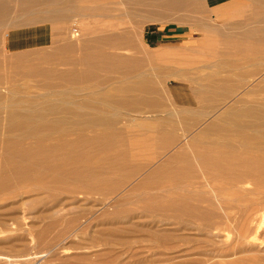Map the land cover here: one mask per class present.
<instances>
[{"label":"rangeland","instance_id":"1","mask_svg":"<svg viewBox=\"0 0 264 264\" xmlns=\"http://www.w3.org/2000/svg\"><path fill=\"white\" fill-rule=\"evenodd\" d=\"M121 1L68 0L63 65L61 1L7 2L0 264H264V35L249 36L264 0H181L138 23ZM126 29L102 45L121 61L92 75V37Z\"/></svg>","mask_w":264,"mask_h":264},{"label":"bare ground","instance_id":"2","mask_svg":"<svg viewBox=\"0 0 264 264\" xmlns=\"http://www.w3.org/2000/svg\"><path fill=\"white\" fill-rule=\"evenodd\" d=\"M8 1H11V0H0V28L3 25H5L8 22V20H9L8 19V16H9L10 11L7 8V2ZM60 1H61V7L59 9V11H60L59 13H60V16H61V19H62V26H61L60 29H61V32L62 33L64 31H65V33H64V36L62 37V40H63L62 43L60 45L59 44L56 45L57 49H56V52L55 53H56V56L58 58V61L60 62V64L63 65V64H66L68 62L67 55L71 53V51L73 50V46L71 44L69 34L67 35V32H66V28H67L66 25L71 20V18L68 17L69 14H70V13L68 14V6H67L68 0H60ZM146 1L147 0H122L121 2L124 3V5L127 4V6H128V3L132 4L133 6H135V9L133 10V14H135L137 16L134 17L135 21L132 20L135 23H136V21H137V23H138V21H140V19H137V17H140L142 22H144V21L147 22L148 20H157V19H160L162 17H165L166 16V12L168 10H184V9L187 8V6H186L187 3L183 2V1L180 2L181 0H148L147 2ZM213 1L216 2V0H213ZM257 1L258 2H261L262 0H257ZM162 3H165V4H162ZM201 4L202 5L200 7H202V8L201 9H197V12L199 14L202 13L203 11L205 12V4L202 3V0H201ZM148 5H150L149 8H147ZM224 7L225 8H228L229 6H224ZM224 7H221V8L217 7L215 9H213V18L214 19H215V13L216 12H220L222 10V8H224ZM86 8H88V7H86ZM114 8H116V7H114ZM124 9H125V7H124ZM115 11H117V10H115ZM118 12H120V11H118ZM121 12H122V10H121ZM126 12H129V11H126ZM130 13H131V11H130ZM30 15H31V13H30ZM132 17H133V15H132ZM30 19H32V18H30ZM200 21H202V23H203V22H205V19L204 18H201ZM256 27L254 29V30H256V34L253 31L252 34L249 33V36L250 35H256V36H263L264 35V23H260ZM112 38H114V37H112L111 35H108V34L96 35V36H93L92 37V44L93 45H91V46L93 48V52H92L91 55H85L83 57V59H82V62L90 61V64H91V66L93 68V74L92 75L96 74L97 73L96 70H98L99 67L102 64L104 66V63H106V62L110 64L112 62H119V61H121L120 58H118L114 53L109 52V53L106 54L103 51L102 45L104 43H107V45H108L109 48L114 49V48H117V46H118L117 44L130 43V41L133 40V36L131 35V29H126V30H123L121 32V34H120V36L118 38L119 39V43H116V42L114 43L112 41ZM50 42H52V40H50ZM130 45H132V44H130ZM253 46H255V45H253ZM234 52L236 54H240V49H236ZM50 58H52L50 55H46L44 53L40 54V56H39V60H43V62L48 61ZM16 59H18V60L21 61L23 59V57L22 56H17ZM72 63H74V62H71V64ZM29 72H32V71H29ZM0 75L1 76H4V73L2 74L0 72ZM232 86H227V87L223 88L221 90L222 93H231L232 92L231 89H233V90L234 89L235 90L237 89V88H232ZM237 87H238V85H237ZM65 94H67V93H61V95H63V96ZM73 128L76 129L77 127L76 126H73L72 129ZM72 129H69V130H67L65 132H64V130L63 131L60 130V134L57 135V136H53L54 134H52L50 132L45 133V134H42V135H39V134L38 135L37 134L36 135H29L28 134V135H25L23 137V139L24 138L25 139H32V138H34V139H38V140H40V139H42V140L43 139H46L45 141H47V139H49V141H50V139L56 138L58 141L68 142V140L71 139L69 136L72 135L71 134V130ZM67 137H69L70 139H68ZM258 149H259V147L257 148L252 143H250V142H244L242 144V147L240 148L239 152H241V153L242 152L243 153L247 152V153L250 154L252 152L254 153V152L258 151ZM221 154L222 153H220V155ZM130 155H131V157H135L137 155V152L136 153H132L131 152ZM252 158L254 159V157H252ZM6 171H7V169H6Z\"/></svg>","mask_w":264,"mask_h":264},{"label":"crops","instance_id":"3","mask_svg":"<svg viewBox=\"0 0 264 264\" xmlns=\"http://www.w3.org/2000/svg\"><path fill=\"white\" fill-rule=\"evenodd\" d=\"M31 37H33V36H31ZM42 37H43V40H45L46 39V33H43ZM8 38H9L10 43H12V41L15 42V40H16V37H15L13 32L9 33ZM13 46L15 47V45H13Z\"/></svg>","mask_w":264,"mask_h":264},{"label":"built area","instance_id":"4","mask_svg":"<svg viewBox=\"0 0 264 264\" xmlns=\"http://www.w3.org/2000/svg\"><path fill=\"white\" fill-rule=\"evenodd\" d=\"M75 30H76V29H73L74 32H76Z\"/></svg>","mask_w":264,"mask_h":264}]
</instances>
